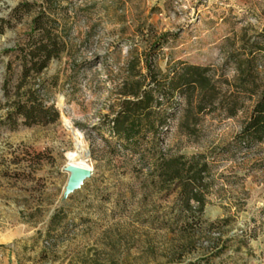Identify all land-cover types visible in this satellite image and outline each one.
Wrapping results in <instances>:
<instances>
[{"label": "rangeland", "instance_id": "rangeland-1", "mask_svg": "<svg viewBox=\"0 0 264 264\" xmlns=\"http://www.w3.org/2000/svg\"><path fill=\"white\" fill-rule=\"evenodd\" d=\"M43 2L0 0L2 102L4 50L26 40ZM21 3H30L31 10L13 17ZM51 8L70 37L68 53L42 74L60 119L12 128L2 123L0 109V264H208L203 260L208 244L181 240L176 192L148 191L139 163L114 154L107 115L119 100L129 47L141 51L151 35L165 34L168 42L157 61L163 70L179 59L221 67L243 32L264 29V0H58ZM20 71L15 63L12 89ZM227 73L234 75L231 66ZM250 105L235 118L205 117L198 141L181 134L175 120L167 149L220 152L241 130ZM64 116L82 133L93 168L67 198V153L75 150V141ZM263 157L257 148L245 159L238 154L235 161L218 160L216 174L227 178L220 176L204 220L229 217L221 232L232 245L209 264H264V169L258 168Z\"/></svg>", "mask_w": 264, "mask_h": 264}, {"label": "trees", "instance_id": "trees-1", "mask_svg": "<svg viewBox=\"0 0 264 264\" xmlns=\"http://www.w3.org/2000/svg\"><path fill=\"white\" fill-rule=\"evenodd\" d=\"M57 1L44 0L26 40L4 50L6 100L0 101V109L5 110L2 123L12 128L19 124L48 125L60 119V110L42 78L50 62L68 53L70 46L65 27L60 28L58 19L52 17L56 13L51 5ZM30 10V3H21L12 10V16L17 18ZM165 36L151 35L141 51L129 47L124 77L117 88L119 100L107 115L106 126L116 139L114 154L122 153L139 163L138 175L144 178L148 191L176 192L180 207L177 220L184 230L181 240L190 245L201 241L208 244L210 252L203 260L209 264L232 245L231 237L224 239L221 232L229 217L204 220L205 207L216 192L220 176L227 178L216 174L217 162L235 161L238 154L245 159L257 148L264 152V29L251 35L243 32L240 44L228 53L221 67L179 59L170 60L163 70L157 61L168 42ZM15 63L21 71L12 89ZM228 66L234 75H228ZM249 103L251 109L241 130L221 145L220 152L217 147L192 155L172 154L167 149L166 137L175 120L181 134L198 141L205 117L235 118ZM260 162L258 168L264 169V157Z\"/></svg>", "mask_w": 264, "mask_h": 264}, {"label": "bare ground", "instance_id": "bare-ground-1", "mask_svg": "<svg viewBox=\"0 0 264 264\" xmlns=\"http://www.w3.org/2000/svg\"><path fill=\"white\" fill-rule=\"evenodd\" d=\"M63 104V100L60 99V105ZM63 121L67 124L71 130L75 141V150L67 153L68 163H74L82 165L93 170L92 166L88 163L89 154L86 149L85 140L82 133L71 125L68 118L64 116Z\"/></svg>", "mask_w": 264, "mask_h": 264}, {"label": "water", "instance_id": "water-1", "mask_svg": "<svg viewBox=\"0 0 264 264\" xmlns=\"http://www.w3.org/2000/svg\"><path fill=\"white\" fill-rule=\"evenodd\" d=\"M66 170L69 172V178L64 188V197L67 198L75 190L81 187L85 179L92 175L93 170L74 163H68Z\"/></svg>", "mask_w": 264, "mask_h": 264}]
</instances>
